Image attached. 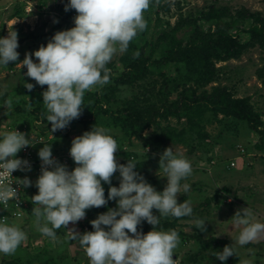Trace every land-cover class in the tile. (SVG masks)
<instances>
[{
    "label": "clouds",
    "instance_id": "9594fccd",
    "mask_svg": "<svg viewBox=\"0 0 264 264\" xmlns=\"http://www.w3.org/2000/svg\"><path fill=\"white\" fill-rule=\"evenodd\" d=\"M150 3L151 0H68L65 10L71 8L77 12L74 26L61 31L58 30L64 25L55 28L46 46L41 45L32 54H25L20 61L27 68L25 75L34 78L39 85H47L42 92L46 108L44 116L52 122L53 132L63 129L80 115L85 91L98 90L109 82L111 70L108 62L116 53L126 51L129 42L145 28L143 13ZM17 48L14 29L8 31L7 36H0V66L17 61ZM32 56L38 58V62H34ZM23 86L31 90L34 84L24 82ZM4 87L0 85V95H3ZM11 103V98L5 100L8 106ZM4 127L0 126L3 131L0 132V178L11 176L16 169L23 170L18 172L21 178V173L30 170V164L17 157V152L27 145H39L47 138L37 131L30 134L31 138H26L20 128L5 131ZM117 148V141L109 130L95 124L92 130L73 138L70 155L77 166L69 171L53 157L51 145L43 144L36 162L37 167L39 162L42 165L41 174L35 181L38 193L31 198L34 202L31 213L38 230L55 239V229L80 220L86 209L107 205L108 200L116 199L117 207L108 208L90 221L93 231L78 233L68 230L89 258L88 264H177L178 258L173 259L179 241L177 231L155 230L154 226L164 216L192 214L189 200L177 202V193H187L190 188L186 182L192 171L190 161L174 153L172 147L164 149L159 159L158 175L163 172L161 177L167 178V184L162 191H157L134 170L137 164L132 159L126 164L117 163L114 156ZM117 170L120 177L118 187L111 185V177ZM102 181L109 184L107 198ZM17 183L28 186L32 182L24 177ZM16 196L17 190L12 183L0 180V204H6ZM26 203L19 218L29 206L27 200ZM152 209L158 210L159 215L153 214ZM252 215L249 206L237 209L232 219L243 227L234 243L213 252L217 259L226 261L236 253L237 245H245L264 235V222L252 220ZM12 218L16 219L0 218V253L3 254L14 253L26 239L24 221L18 227L10 223ZM143 220L153 225L147 233L137 230ZM204 223L196 220L197 228L203 230ZM102 225L108 226L107 229ZM238 264H254V257L241 258Z\"/></svg>",
    "mask_w": 264,
    "mask_h": 264
},
{
    "label": "rangeland",
    "instance_id": "374dc122",
    "mask_svg": "<svg viewBox=\"0 0 264 264\" xmlns=\"http://www.w3.org/2000/svg\"><path fill=\"white\" fill-rule=\"evenodd\" d=\"M66 0H0V34L1 36H7L8 31L14 29L17 32L18 40L22 38L20 45L17 48L19 53L18 62L14 65L13 71L8 70L6 66H0V85H4L3 95H0V108L1 111L10 109L12 105L5 104V100L11 98L12 103L18 99L27 98L30 100V108L37 105V99L40 97L44 90V85H37L31 90L29 97L27 95L15 94L17 88L24 84V82H33L34 78L25 75L20 67L27 70L26 66L22 65V61L25 54H32L41 45L47 44V42L54 35V27H61L59 25L65 24V19H62L61 7L65 5ZM179 1L181 3V10H177L178 6L174 4L171 7V12L163 17H168L171 24H173L180 13L186 16L189 13H195L202 8L208 6L211 1L214 0H171ZM175 3V2H174ZM218 4L229 5L233 9L245 7L251 11H259L264 15V0H217ZM20 7H23V13L16 14ZM65 9V8H64ZM144 19L150 16V11L145 10L143 13ZM166 18V19H168ZM142 31H139L131 42L136 41L139 45L143 42ZM28 35V37H26ZM242 38L246 40L248 37L243 35ZM124 52L116 53L109 61H115L117 66L121 55ZM160 53H156L155 57L158 58ZM34 62H38V58L32 56ZM216 67L221 70V79L219 82H212L206 88L210 89L214 85H227L236 98L249 97L254 108L258 112H264V77L259 78V70L264 74V49L255 47L250 51L244 53L240 59H232L229 61H218ZM11 71V72H10ZM171 74L176 75V71H172ZM96 90V89H94ZM91 90V91H94ZM91 91H86L92 93ZM38 98L35 97L34 93ZM121 95L123 97H131L132 93L128 88H122ZM177 92H173L170 99H175ZM11 103V104H12ZM0 111V126L4 127L10 119L5 112ZM81 116V115H79ZM75 121V127L70 128L68 134L58 136L63 139L61 142H53L55 147L51 151H57V155L60 157V161L70 171V165L77 166V162L73 160L70 155V147L73 138L82 135L85 131H90V127L86 128L80 120L76 118L72 119L70 123ZM186 119L182 117L178 119L176 116H169L167 120H161L159 127L155 128L150 126L142 132L141 137L131 136V138L122 137V131L113 126L112 124L102 126L109 130V134L113 137L118 136L124 138V146L126 151L131 153L130 159H134V162H138L143 165L145 180L153 185L157 191H162L167 184V178L163 176V172H159V159L161 153L166 148L172 147L174 153L185 156L191 163V174L186 178V182L190 185L187 193H177V202L181 203L185 199L189 200L192 206V216L189 218H179L176 222L175 230L186 235H200L204 239H208L211 236L218 238H226L230 243H234V239L243 225H238L232 219L237 209L250 207L252 210V220H258L264 222V150L257 148L259 142V134L252 130L246 121L241 120L233 116H225L223 113H219L217 117L212 114H207L202 120L204 133H206V142H200L197 140L196 132L194 134L195 141L193 142L194 152L189 153L188 146L176 143L171 139L164 137L165 130L167 128H173L176 132L180 131L186 126ZM93 124V123H92ZM44 125V124H43ZM42 125V126H43ZM70 126V125H69ZM89 126V124L87 125ZM198 130V129H197ZM196 130V131H197ZM0 132H3L0 128ZM37 134V133H36ZM55 132L51 133V138H54ZM163 137L165 140L158 141L157 139ZM162 138V139H163ZM126 139V140H125ZM56 143V144H55ZM153 143V144H151ZM201 144V145H200ZM206 158L208 156H214L219 159V165L213 166L212 162H208L199 156ZM55 158V157H54ZM56 158V159H57ZM117 162L127 160L125 155H119ZM41 160V159H40ZM230 161L234 162L235 168L228 169L225 164ZM58 162V161H57ZM212 164V165H211ZM118 171V170H117ZM41 174V169L37 171H28L21 173L20 176L23 179L28 177L32 182L30 185H23V192L25 199L29 206L24 210V216L22 218L10 219V223L16 224L18 227L22 225L23 221L25 226L23 230L26 233V239L22 242L23 245H29L27 248L17 247L16 251L12 254L0 253V260L7 256L8 260H19L17 264H26V260L29 256L33 259V264H40L43 261L44 264H88L89 258L84 253L83 248L79 243L71 238V233L68 230H73L78 233H84L87 230L89 218L87 210H85V216L76 222H69L64 228L61 226L59 232L56 233V238L52 239L43 235L38 230V226L35 222V218L32 215V209L34 202L32 196L38 193V188L35 185V181ZM118 181L114 186H119ZM224 187L230 189V196L227 201L218 198L212 200L209 212L204 210L207 207L204 202L207 198H212L216 191H224ZM221 194V195H222ZM236 195L235 199L233 196ZM118 199V198H117ZM117 207L116 199L113 201L111 208ZM93 208V207H91ZM94 209V208H93ZM108 209V208H107ZM106 209V211H107ZM104 211V212H106ZM95 212H99L96 211ZM103 212V213H104ZM98 214L92 215V218H97ZM204 216L199 220L205 221L203 230L197 228L196 216ZM26 217V218H25ZM166 216H164V221ZM173 216L167 218L168 221L173 220ZM102 227H105L102 225ZM58 229V228H57ZM171 228H162L160 230H168ZM127 231V230H126ZM147 233V232H145ZM133 235V233H129ZM177 247L174 249L173 259H177V264H215V261L211 260L209 254L203 251L200 247H197L193 238L185 239L180 233ZM31 239V240H30ZM74 244L75 254L72 255L70 246ZM236 255L239 259L246 257H254V264H264V235H261L257 240L249 242L245 245H237ZM200 249V256L195 260L193 259L194 253ZM26 249V250H25ZM71 253H70V252ZM70 253V254H69ZM62 255L63 258L58 257ZM237 260L235 264H238ZM42 262V263H43Z\"/></svg>",
    "mask_w": 264,
    "mask_h": 264
},
{
    "label": "trees",
    "instance_id": "16d2710c",
    "mask_svg": "<svg viewBox=\"0 0 264 264\" xmlns=\"http://www.w3.org/2000/svg\"><path fill=\"white\" fill-rule=\"evenodd\" d=\"M174 2L171 0H151L147 9L150 11V16L146 19V26L141 32L143 42L139 45L136 41H134L135 43L130 41L125 54L121 55L118 61V66L116 63L114 64L115 61L108 62L107 66L111 70L109 82L98 90L91 91L92 93L85 91L81 116L76 119L80 120L86 128L90 127L89 130H92L95 124L106 126L107 121L108 124H112L122 131V137L131 138V136L141 137L142 132L150 126L159 127L161 120H167L169 116H176L178 119L185 117L186 126L178 132L173 128H167L164 137L188 146V152L193 154L194 147L192 144L195 141V132L197 140H202L200 141L202 143L207 141L202 125L204 116L212 114L217 117L219 113H223L225 116H233L246 121L248 126L259 134L257 148L264 150V112L256 111L249 97L236 98L227 85L218 84L210 89L206 88L210 83L219 82L221 79V70L216 67V62L240 59L244 53L255 47L264 49V15L259 11H251L244 6L233 9L229 5L218 4L217 0H214L207 7L195 13H189L186 16L180 13L178 19L171 24L169 18L166 17L168 18L166 19L163 15H168L174 4L178 6L177 10H181V3L179 1ZM67 3L68 0L65 1V4ZM64 8L65 5L61 7L60 14L62 19L66 20L65 24L69 26L72 13L76 10L70 8L66 11ZM22 13L23 7H20L16 14ZM243 35L248 38L244 40ZM21 41L22 38L18 40V46ZM158 51L160 54L156 58L155 55ZM18 60L20 59L9 61L6 66L7 69L13 71ZM20 69L26 71L23 68ZM172 71H176V75L171 74ZM258 76L259 78L264 77L261 70H259ZM31 83L34 84L31 89L33 90L38 83L36 81ZM123 87L130 89L131 97L127 98L121 95ZM17 89L15 94L18 96L23 94L29 97L28 94L31 93V90L25 88L23 83ZM46 89L47 85L45 84L44 90ZM174 91L177 92L176 98L170 99L169 97ZM34 95L38 98L36 93ZM30 103L27 98H21L12 103L13 107H9L10 109L1 111L0 108L1 113L5 112L9 115L7 118L10 119L4 127L5 131L15 128L23 129L24 127L28 130L35 128L39 135L47 138L45 142L52 146L54 145L53 142L63 141L58 134L66 136L70 128L75 127V121L72 123L70 121L63 129L54 131V138L48 139V136L53 132L52 122L47 121L44 116L46 108L43 105L42 93L37 99L36 106L30 108L28 106ZM88 124L89 126H87ZM114 138L118 145L114 156L117 158L119 155H125L127 160L119 163L126 164L131 153L125 149L124 138L118 136ZM162 138V136L158 138L157 142H163L165 139ZM54 148L53 146L51 150ZM39 149L34 151V165L28 171H36V162L40 158L38 156ZM53 153L57 154V151H53ZM198 158L212 162L213 166L221 164L218 162L219 159L212 155L206 158L200 155ZM60 160V158L57 159L62 164ZM135 163L137 166L134 170L143 176V165L138 162ZM225 166L228 169L235 168L230 165V161ZM74 167L75 165H70V171ZM118 181H120L119 171H116L111 177V185L114 186ZM102 186L107 198L109 184L102 181ZM221 190L224 191L223 194L216 191L212 198L205 200L204 205L207 209L204 211L206 213L209 212L208 208L212 200L221 197L227 201L228 198L232 197H229V188L224 187ZM235 197L236 195L233 196L234 200H236ZM113 201L114 199L108 200L107 205L86 209L89 216L87 220L88 231L94 230L90 223L93 220L92 215L103 213L107 208H111ZM95 210L99 212H95ZM152 211L153 214L159 215L158 210L152 209ZM0 214L6 215L4 212H0ZM190 216L192 215L181 218H189ZM195 216L198 217L197 219L204 218V216ZM170 217V215L166 216L165 221L160 219L159 224L154 226L155 230L174 229L180 217L173 216L174 219L168 221L167 218ZM107 227L105 226V229ZM152 228L153 225L146 220L137 225V230L142 233L148 232ZM55 232H59V228L55 229ZM178 233L182 235L184 242L189 237L193 238L197 247L201 246V249L209 254L211 260L215 261V264H235L239 260L236 253L229 256L226 261H220L213 254L216 250H222L225 245H231L226 238L211 236L204 239L200 235H186L181 231ZM29 245L31 246V243L24 248ZM18 247L24 249L21 244ZM200 253L198 248L193 259L195 260L200 256ZM58 258L62 259L63 256L60 255ZM17 261L19 260H8L5 256L0 260V264H17ZM42 262L39 263L44 264ZM26 264H33L31 256L26 260Z\"/></svg>",
    "mask_w": 264,
    "mask_h": 264
},
{
    "label": "built area",
    "instance_id": "2783aa9c",
    "mask_svg": "<svg viewBox=\"0 0 264 264\" xmlns=\"http://www.w3.org/2000/svg\"><path fill=\"white\" fill-rule=\"evenodd\" d=\"M75 15H77V12H73L72 13V18L70 19V25L69 26L68 25L67 26L64 25L58 31L67 30V29L73 27V26H71V24H74ZM26 138H29V137H26ZM30 138H31V136H30ZM32 146H33V144L24 146L19 151L20 154L17 155V157H19L21 159H26L29 162L30 167H32V165L34 164V162H33L34 150H33ZM53 157H55V159L57 158V156H54V155H53ZM234 165L235 164L232 161L231 162V166H234ZM41 167H42L41 162H39L38 169H41ZM19 171H23V170H21V169L13 170L11 172V176L9 175L7 177L0 178V180H4L6 182L12 183V186L14 188H16V190H17V196L16 197L10 198L9 201L6 204H0V211L4 212L6 214V215H0V218H3V217H5L6 219H7V217L19 218L23 214V208L27 205L26 199L24 197V192H23V184L17 183V180H22L18 176V172Z\"/></svg>",
    "mask_w": 264,
    "mask_h": 264
},
{
    "label": "crops",
    "instance_id": "0c3cea01",
    "mask_svg": "<svg viewBox=\"0 0 264 264\" xmlns=\"http://www.w3.org/2000/svg\"><path fill=\"white\" fill-rule=\"evenodd\" d=\"M37 131V129H35V128H30L29 130L27 129V128H23V129H21V132H23L24 134H25V136L26 137H30V134H33L34 132H36ZM43 144H39V145H34L33 146V150H36L37 148H41V147H43L42 146ZM20 153H19V151L17 152V154L16 155H19Z\"/></svg>",
    "mask_w": 264,
    "mask_h": 264
},
{
    "label": "water",
    "instance_id": "95a60500",
    "mask_svg": "<svg viewBox=\"0 0 264 264\" xmlns=\"http://www.w3.org/2000/svg\"><path fill=\"white\" fill-rule=\"evenodd\" d=\"M76 247V245H74V244H72L71 246H70V248H71V251H72V255H74L75 254V251H74V248Z\"/></svg>",
    "mask_w": 264,
    "mask_h": 264
}]
</instances>
